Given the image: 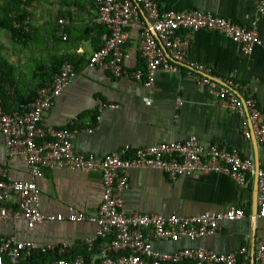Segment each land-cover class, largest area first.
Here are the masks:
<instances>
[{
	"label": "crops",
	"instance_id": "0c3cea01",
	"mask_svg": "<svg viewBox=\"0 0 264 264\" xmlns=\"http://www.w3.org/2000/svg\"><path fill=\"white\" fill-rule=\"evenodd\" d=\"M46 1L53 8L47 9V13H43L45 15L38 14L39 17L34 14L33 4L29 5V21L37 37L32 36L34 42L24 45V48L28 47L31 52L27 54V50L24 51L20 58L18 55L15 58L13 51L11 58L7 56L18 69L21 88L30 81L38 59L48 64L55 58L66 56L80 61L73 82L45 113L44 125L74 127L78 132L74 145L86 154L104 156L127 146L136 149L160 142L184 141L195 135L205 146L215 144L239 149L254 161L256 167H264V144L255 137L246 139L240 115L220 107L214 95L199 86L186 70L176 74L157 73L155 86L149 91L140 81L89 67L90 55L104 43L105 30L97 20L96 0ZM157 1L162 9L211 12L258 33L261 43L245 53L239 43L223 34L194 31L188 38L186 55L211 66L219 77L232 75L247 84L254 91L259 107L264 110V15L259 13L256 0ZM141 15L145 19L144 11ZM61 17L66 21L67 39H63L62 25L58 23ZM140 32L139 28H131L125 43V65L130 70L146 66ZM180 34L185 37L187 31H180ZM27 55L32 58L24 59ZM99 100L117 107L100 111ZM98 115L102 117L100 121L97 120ZM3 142L0 134V164L8 167L13 180L29 179L26 160L18 156L6 157ZM38 185L42 192L40 208L46 213L67 214L71 208L93 212L103 199V183L96 171L47 167L38 179ZM122 198L123 209L128 213L139 211L190 216L205 211H224L230 206L244 209L243 218L226 220L219 231L200 239L154 240V250L160 253L171 254L184 247L230 253L247 246L252 251L258 242H264V218L256 214L255 177L243 186L221 172L205 174L197 171L193 175L171 179L160 169L132 168ZM96 231L97 225L89 221H44L34 227H29L25 219L12 223L0 221L2 236L72 244V249Z\"/></svg>",
	"mask_w": 264,
	"mask_h": 264
},
{
	"label": "built area",
	"instance_id": "2783aa9c",
	"mask_svg": "<svg viewBox=\"0 0 264 264\" xmlns=\"http://www.w3.org/2000/svg\"><path fill=\"white\" fill-rule=\"evenodd\" d=\"M256 3L259 13L264 15V0H256ZM97 4V20L105 26L104 43L90 55L89 67L101 68L116 77L135 79L149 91L155 86L157 73L176 74L186 70L199 86L214 95L220 107L240 115L246 139L255 137L264 144V110L259 107L254 91L235 76L219 77L211 66L186 55L188 38L192 32L200 30L223 34L249 53L261 43L254 29L211 12L162 9L157 0H97ZM143 11L146 20L141 15ZM65 22V18L58 19L63 39L68 37ZM131 28L141 31L144 69L130 70L125 65V43ZM180 31H187L185 37ZM76 74L75 65L65 61L52 82L39 89L36 100L22 104L19 110L7 112L0 98L4 153L6 157H23L30 172L27 180H13L8 167L0 164V221L12 223L25 219L29 227L44 221L93 222L97 225L96 234L85 238L83 243L93 250L100 239L104 241L101 253L95 255L99 262L94 260L92 264H249V261L264 264L262 241L252 251L243 246L230 253L196 247H184L171 254L154 250V240L200 239L219 231L226 220L243 218L245 211L242 207L230 206L224 211H205L190 216L128 213L123 209L122 193L128 185L130 169H160L171 179L193 175L197 171L205 174L221 172L243 186L255 177L258 181L257 215L264 218V167H256L254 161L239 149L215 144L205 146L195 135L184 141L160 142L136 149L127 146L104 156L81 153L73 142L77 130L43 124L45 113L67 90ZM107 107L117 105L99 100L100 111ZM101 118L98 115L97 120ZM47 167L100 173L103 199L99 207L93 212L77 208H71L67 214L43 212L38 179ZM72 248V244L0 235V264H20L37 252L51 255L50 261L40 264H87L80 254L67 256Z\"/></svg>",
	"mask_w": 264,
	"mask_h": 264
},
{
	"label": "trees",
	"instance_id": "16d2710c",
	"mask_svg": "<svg viewBox=\"0 0 264 264\" xmlns=\"http://www.w3.org/2000/svg\"><path fill=\"white\" fill-rule=\"evenodd\" d=\"M32 1L3 0L0 3V29L10 32L14 40L21 43L24 42L25 44L32 36H36L29 21L31 17L29 5ZM103 27L105 30L104 25ZM102 46L100 45L98 48ZM5 48V45L0 40V98H2L4 109L7 112L19 110L22 104L36 100L39 89L52 82L53 76L59 71L65 61L73 63L76 69L80 67V61L70 56L55 58L49 64L43 60H38L33 66L30 81L21 88L19 86V79L17 78L18 69L14 63H11L7 59L4 53ZM66 129L71 131L76 130L74 127H66ZM103 241L100 239L95 244L93 250H89L88 246L82 243L77 248L72 249L67 256L80 254L84 256L87 264H92L94 261L93 257L101 253ZM50 259V254L37 252L31 257H26L20 264H40L48 262ZM96 262H99V259Z\"/></svg>",
	"mask_w": 264,
	"mask_h": 264
},
{
	"label": "rangeland",
	"instance_id": "374dc122",
	"mask_svg": "<svg viewBox=\"0 0 264 264\" xmlns=\"http://www.w3.org/2000/svg\"><path fill=\"white\" fill-rule=\"evenodd\" d=\"M2 1L3 0H0V3ZM46 2H47L46 0H33L31 2V4H33V7H34L33 8V11H35L34 14H35L36 17L38 16V14L45 15L43 13L44 12L47 13V9H52L53 8L52 6L48 5ZM49 2H52V0H49ZM35 37H37V35ZM32 39L33 38L28 39V42L26 44L25 43H18L16 40H14L11 37L10 32H8L6 30H3V29H0V40L3 42V44L6 47L5 50H4V53H5L6 57L8 56V57L11 58V55L10 54L12 53V51L14 52L15 58L17 57V55H18V58H20L21 56H23L22 53L24 51H26V50H27V54H29L31 51L28 49V47H25L24 48V45H27L30 42H34ZM32 44L34 45L35 43H32ZM18 58H17V63L19 64V59ZM26 58L28 60V59H31L32 57H28V55L27 56H24V59H26Z\"/></svg>",
	"mask_w": 264,
	"mask_h": 264
},
{
	"label": "water",
	"instance_id": "95a60500",
	"mask_svg": "<svg viewBox=\"0 0 264 264\" xmlns=\"http://www.w3.org/2000/svg\"><path fill=\"white\" fill-rule=\"evenodd\" d=\"M257 189H258V181H257V179H256V201H257V199H258V191H257ZM257 204H256V214L258 213L257 211Z\"/></svg>",
	"mask_w": 264,
	"mask_h": 264
}]
</instances>
